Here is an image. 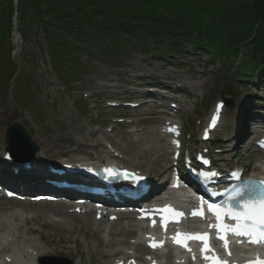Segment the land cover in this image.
Returning a JSON list of instances; mask_svg holds the SVG:
<instances>
[{"label": "rangeland", "instance_id": "obj_1", "mask_svg": "<svg viewBox=\"0 0 264 264\" xmlns=\"http://www.w3.org/2000/svg\"><path fill=\"white\" fill-rule=\"evenodd\" d=\"M234 1L245 0H209V3L216 2L221 6L230 5ZM194 4L198 5L199 1H195ZM1 25L4 24L0 22ZM8 32L10 36L5 40L3 35L6 32L0 31V74L4 76L3 78L0 76V136L3 132L5 134L8 126L20 122L30 133L32 141L40 147L44 143L46 146H55L56 149H85L90 146L89 149L97 150L101 147L92 148V146L99 141L103 146L110 147L111 145L114 151L128 152L127 155H124L127 158L126 163L131 166H140L141 162L137 158L128 155L133 151L135 153L138 151L149 152L154 144L164 145L165 141L157 134V124L154 122L150 124L151 128L145 134L141 133L143 135L132 134L136 129L127 130L117 126L115 131H112L109 126L106 127L100 113L106 115L111 112L105 109V100L108 96L117 98L116 96L120 94V97H126L122 95L126 91L128 94L131 92L145 93V90L138 88V84H135L137 81L133 78L137 77L155 76L161 80L162 78L170 79L173 82V88L181 85L180 90L185 88L187 96L182 95L179 99L187 106L188 113L179 117L178 121L186 128L185 141L191 143L190 148H195L198 146L197 142L201 132L200 122H204L208 117L214 103L222 98H231L233 91H230L226 79L219 75L221 68L219 63L215 67L205 69L209 62L206 55L201 56L198 60H194V58L185 60L180 56H173L176 64H182L185 67L172 68L169 67L168 62L144 57L132 46L120 48L117 60L102 57V61H97L92 57H83L82 62L86 69L81 72L79 78L84 84L76 83L67 89L62 85L59 75L53 68L44 39L39 36H31V31L28 30L27 34L29 37L31 36L29 45L24 43L23 47L18 48V54L13 56L10 53L9 56H6L8 42L10 45L12 44L11 48L14 47L12 26ZM92 55L99 56V51L93 50ZM56 58L59 57L56 56ZM165 61H169L168 58H165ZM63 73L65 74L66 71ZM20 75L21 78L15 87V82ZM11 77H14V81L10 82ZM67 82L70 83L71 80L67 79ZM72 89H74L73 93ZM244 93L246 91L242 89L241 96L235 101L234 107H227L222 127L214 135L213 143L223 144L225 140H230L233 136L235 138L237 135L239 125L237 120L241 114L239 100L244 101L249 96L264 99V91L254 90L251 94L247 92L246 95ZM79 97H82L83 101L79 100L81 99ZM77 100L82 103V107L79 105L80 108H78ZM87 104H89L88 107ZM260 111L264 112V110ZM150 112H153L151 108H142L128 113L139 115ZM99 130H102V133L104 132L109 139H106L101 131L93 136L92 133ZM66 137L73 139L74 143H68L67 140L65 142ZM230 141L232 145L235 144V141ZM250 147L251 151L253 145ZM236 151L240 155L237 157V162L245 166L246 171L252 172L253 167L248 159L250 152H248L247 146L241 143L239 147L237 146ZM155 156L153 157L156 159ZM160 160L157 161L159 165H144L141 169L158 177V173L170 166L168 160L164 162H160ZM5 206L13 207V205ZM0 214L3 215V213ZM42 233L48 235L53 231L51 229L42 230ZM74 236L79 238L81 246L76 247L73 244H68L71 249L70 253L66 249L68 245L47 248L45 243L38 241V237L35 239H37L38 246L51 252L49 256L65 257L86 264L101 262L91 234L87 233V239H84L82 232L76 230ZM86 243L89 248H86Z\"/></svg>", "mask_w": 264, "mask_h": 264}, {"label": "trees", "instance_id": "obj_2", "mask_svg": "<svg viewBox=\"0 0 264 264\" xmlns=\"http://www.w3.org/2000/svg\"><path fill=\"white\" fill-rule=\"evenodd\" d=\"M199 1L195 6L194 2ZM14 0H0V31L9 38ZM219 5L209 0H18L24 42L41 34L56 69L61 59L81 69L76 56L88 47L113 57L132 46L154 60L166 54L220 61V73L247 90L264 89V0ZM6 18V19H5ZM6 56L11 53L8 42ZM152 46H155L153 49ZM56 56L59 58L57 59ZM60 59V61H58ZM61 65V66H60ZM230 70L229 72L227 70ZM73 72V70H71Z\"/></svg>", "mask_w": 264, "mask_h": 264}, {"label": "bare ground", "instance_id": "obj_3", "mask_svg": "<svg viewBox=\"0 0 264 264\" xmlns=\"http://www.w3.org/2000/svg\"><path fill=\"white\" fill-rule=\"evenodd\" d=\"M15 39V37H14ZM18 44V41L15 40V45ZM149 119H146L144 121V124H148ZM142 132H145V129L142 130ZM95 135V134H93ZM2 136H4V133H1L0 136V147L2 148ZM107 137V136H105ZM109 137H107L108 139ZM67 140L71 141L70 138H67ZM73 143V141H71ZM115 145V143H112ZM116 146V145H115ZM95 148L97 147H103L102 143L97 141V144L93 146ZM3 148H5L3 146ZM248 148V152L250 151V147ZM44 149V150H43ZM43 151H40L38 154V159L34 164H31L33 167H36V169H47L49 170L48 163H52V161H55L57 163L58 160H66L68 164L76 165V163H93V164H108L111 159H113L112 162H116L120 165H124V167L133 169V170H140L141 168L133 167V166H127L126 162L119 160L117 157H115L116 153L118 152L121 155H127L128 152L126 151H112L109 148L105 149H97L93 152H89L87 148L85 149H76V150H67V149H56V148H50L45 151V147L42 148ZM137 150V149H136ZM249 154V153H248ZM159 155V158L156 160L153 156ZM76 156V157H73ZM128 156L132 158H137L141 163L140 166L144 165H150V164H158L157 161L160 160V162H164L168 160L169 153L167 152V149L160 145H153V148L150 149V151H138L135 153V151ZM127 157V156H126ZM156 157V156H155ZM259 154L256 151H253L248 155L249 160H256L258 159ZM59 164H65V163H59ZM62 167V165H59ZM22 170H24L22 168ZM256 171H258L257 174H260V167H257ZM46 178L50 177V173L44 172ZM56 178V177H55ZM54 178V179H55ZM17 179V178H16ZM53 179V180H54ZM21 182V181H20ZM19 188L23 189L26 192H32V189L34 187H30L28 190L24 189L23 183H20L18 185ZM38 187H48L47 185H44L43 183L39 184ZM2 202L7 201H0V204ZM7 203L16 204L18 209H23L24 212H30L32 210L30 205L21 203V205H18L19 203L17 201H11ZM36 207H38V211L36 212V217H32V220L30 221V217H28L26 214L21 215V213L18 212H12L13 209L9 210L8 215H6L4 218H0V264H38L35 263V259L39 258L44 255H48L51 252L48 250L45 251L40 246L37 245V241L28 235H36L38 234V229L34 228V226L37 225V223H41V228H46L48 226H51L54 230V234L48 235L47 237L41 236V240L45 242L47 248L48 247H56L63 244H69L71 241H74L77 244V239L72 237V234L69 233L70 228L75 229L76 225L79 224V227H81L85 231L91 232L95 240H97L98 244V256L101 259H110L115 258V260L124 261L127 263L129 259H134L135 257L132 256L129 251L135 250L139 252H146L147 250L143 246V244L139 243L137 245H134L130 237L136 239V233L135 231L131 230V226H125L124 221L131 220L132 216L129 217H123L118 222L114 223H95L91 220L90 217H72L69 216V208L65 205H47V204H36ZM34 209V208H32ZM6 211V210H5ZM50 215L60 218L61 220H56L52 218ZM71 220V221H70ZM81 224V225H80ZM26 246L32 250L30 251L32 254L36 253V258H32L30 260L27 259L26 253H30L29 249L26 248ZM24 249V250H23ZM16 251V253L14 252ZM34 255V254H33ZM142 263H145V261L142 258H139ZM116 261H113L109 264H113ZM78 264V263H75ZM81 264V263H80ZM97 264V263H94ZM102 264H108V263H102Z\"/></svg>", "mask_w": 264, "mask_h": 264}, {"label": "snow or ice", "instance_id": "obj_4", "mask_svg": "<svg viewBox=\"0 0 264 264\" xmlns=\"http://www.w3.org/2000/svg\"><path fill=\"white\" fill-rule=\"evenodd\" d=\"M218 108H223V105H219ZM218 118V116L213 118V127H215ZM8 158L11 159V157ZM128 175V173H125L126 177ZM210 175L212 177H216L218 173L211 172ZM232 176L238 178V173L233 172ZM136 179L141 180L143 177L136 176ZM175 186L178 187L179 185L177 184ZM205 203L204 198L201 197V210L194 211L192 215L203 217V207ZM207 208L217 218V224L210 225V227L216 229L218 233L217 238L223 241L224 247L228 251L229 256H231L230 241L228 239L230 235L247 239L251 244H264V181H249L245 187L234 190L228 197L226 204L220 205L207 203ZM158 211L171 214L170 217H163L165 226L169 218L176 219L184 216L183 212L176 211L171 207L159 209ZM226 217L236 223H225ZM176 222L179 221L177 220ZM153 224L155 225V221H153ZM172 239L175 243L184 247L187 251H191V248L188 246V241H200L204 245L201 249V251L205 253L204 259L209 261V264H228V261L220 259L217 255H207L209 252L214 253V249L210 244L211 237L207 233L197 235L177 233V235L172 237ZM150 246L153 248L163 247V244L153 242ZM132 264H134V262H132ZM248 264H264V260L257 257L255 261H249Z\"/></svg>", "mask_w": 264, "mask_h": 264}, {"label": "water", "instance_id": "obj_5", "mask_svg": "<svg viewBox=\"0 0 264 264\" xmlns=\"http://www.w3.org/2000/svg\"><path fill=\"white\" fill-rule=\"evenodd\" d=\"M232 106L231 101H227ZM6 144L13 159L27 161L39 151V147L32 143V138L22 125L16 124L7 130Z\"/></svg>", "mask_w": 264, "mask_h": 264}]
</instances>
